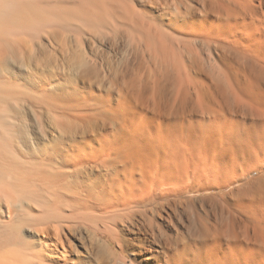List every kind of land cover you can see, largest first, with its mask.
<instances>
[{"label": "bare ground", "instance_id": "6f19581e", "mask_svg": "<svg viewBox=\"0 0 264 264\" xmlns=\"http://www.w3.org/2000/svg\"><path fill=\"white\" fill-rule=\"evenodd\" d=\"M201 17L239 43L218 47L261 87L264 0H0V264H91L93 244L143 264L125 231L153 243L146 264H264L250 259L264 245L248 220L241 234L209 220L233 205L189 198L264 185L259 97L216 60L212 97L190 94L202 65L187 36Z\"/></svg>", "mask_w": 264, "mask_h": 264}, {"label": "rangeland", "instance_id": "374dc122", "mask_svg": "<svg viewBox=\"0 0 264 264\" xmlns=\"http://www.w3.org/2000/svg\"><path fill=\"white\" fill-rule=\"evenodd\" d=\"M206 18V19H205ZM202 22H201V25L200 23H192L191 24V28L188 29V34L189 36H187L188 38H190V41H193L191 44L195 47V49L198 51V55L200 56V61H201V65H202V68H201V71H200V74H197L195 75V81L193 80V86L191 88V96L194 97L195 96V88H199L200 92H201V96L200 97H212L211 95V90H212V87H213V82L210 80V77L208 76L207 72L209 69L213 68L214 66H216L217 64L215 63L214 60H216L217 62H220L221 65H217V66H221L224 68V72L226 73L228 79L231 81V83L233 84L234 88L238 91V92H242V94H245L244 96L245 97H253V94H254V97H259V100L257 101V103H259L258 105L260 106H263L264 107V84L260 85L261 87L258 88V86L254 87V84H252V79H249L251 78L250 76V73L247 74L248 69L246 66L242 65L241 63H239L238 61H235L236 58L233 54V52H231L230 50L228 49H221L220 47L224 44H227L229 45L230 48H232L234 50V48H241L240 45H238L237 43L234 44L235 42H231V41H227L225 39V41L227 42H224V34L221 33V32H214L215 30H210V26H209V18L207 17H201L200 19ZM206 25V26H205ZM195 30V31H194ZM203 32V33H202ZM211 33V34H210ZM215 33V34H214ZM196 34V35H195ZM205 34V35H204ZM208 34V35H207ZM212 35H214L212 37ZM192 36V37H191ZM195 39H194V38ZM200 37L203 39H200ZM211 38V39H209ZM215 38V39H214ZM220 38V39H219ZM223 40H222V39ZM194 39V40H193ZM200 41H198V40ZM207 39V40H206ZM213 39V42L211 41ZM202 40V41H201ZM195 41H198V42H195ZM223 41V42H222ZM201 42V43H200ZM203 42V43H202ZM208 42V44H207ZM217 42V43H216ZM194 43H197V44H194ZM212 43V45H211ZM215 43V44H213ZM219 43V44H218ZM203 44V45H202ZM197 45V46H196ZM210 45V47H209ZM214 45V46H213ZM220 45V47H218ZM212 46V47H211ZM197 47V48H196ZM204 47V48H203ZM208 47V48H207ZM212 48V49H210ZM218 48V49H217ZM215 49V50H214ZM211 52V53H210ZM217 53H219V55H217ZM223 53V54H222ZM226 53V54H225ZM232 55H231V54ZM214 54V55H213ZM225 54V55H224ZM222 55V56H221ZM211 56V57H210ZM224 56V57H223ZM227 56V58H226ZM209 58V59H208ZM216 58V59H214ZM233 58V59H232ZM235 58V59H234ZM206 59V60H205ZM221 59V60H220ZM230 59V60H229ZM226 60H229V61H226ZM210 61V62H209ZM226 61V62H225ZM227 62H229V64H227ZM235 62V63H234ZM237 62V63H236ZM233 63V64H232ZM238 66V67H237ZM242 67V69H241ZM245 67V68H244ZM203 69V70H202ZM226 69V71H225ZM230 69V70H229ZM236 70V71H235ZM243 70V72H242ZM228 71V72H227ZM233 71V72H232ZM240 71L242 73H244V77H243V74L240 73ZM204 72V73H202ZM246 73V74H245ZM204 76H203V75ZM240 74V76H239ZM246 75V76H245ZM234 76V78H233ZM250 76V77H249ZM197 77V78H196ZM239 77V78H238ZM243 77V78H242ZM246 77V78H245ZM237 78V79H236ZM242 78V79H241ZM204 79V81H203ZM245 81H244V80ZM201 80V81H200ZM249 80V81H248ZM200 81V82H199ZM207 81V83H206ZM243 81V82H240ZM248 83V86H246ZM245 84V85H244ZM252 86H250V85ZM243 86L245 87L243 89V87H240V86ZM251 87V88H248V87ZM205 87V88H204ZM254 91H253V89ZM256 88V89H255ZM211 89V90H210ZM247 89V90H246ZM261 91H260V90ZM245 90V91H244ZM252 92L253 94H251L250 92ZM254 92L256 93H259L258 95L255 94ZM248 95H247V94ZM205 94V95H204ZM262 94V95H261ZM204 95V96H203ZM247 95V96H246ZM260 98L263 100H260ZM261 103H260V102ZM259 175V174H258ZM255 178V177H254ZM252 178V179H254ZM260 182H262V184H264V175H261V179H260ZM212 186H215L214 183L211 184ZM251 185V187H250ZM257 185V183H251V180H249L248 182H246V185L245 186H242L241 184H236V185H231L229 187H221V188H218V190H213V191H210L207 195H203V196H196V195H193L192 197H189L190 199L193 200V202L195 203V207L197 209H201L202 211V208L204 210H208L209 208H211L212 206V209L215 207V205H221V204H225V203H228V204H231L233 205V209L236 211L235 213V216H231V217H226V216H221L219 214H216L214 217L215 218H218V219H211L212 216L210 217V221L214 224H216L217 226L219 225H223L231 230H233L235 233L238 232V234H241L242 233V230L244 228H242L238 222H237V218L238 217H242V218H245L246 220L249 221V231L250 232H255L256 234V241H255V244L256 246H260V245H264V202H263V196H264V185L262 186L261 188V191H260V188H258L257 190L258 191H254L255 187ZM239 186V188H238ZM242 186V187H240ZM248 187V188H247ZM253 187V188H252ZM252 188V189H250ZM222 189V190H221ZM233 189V190H232ZM248 189V190H247ZM263 189V191H262ZM233 191V193H231V191ZM236 190V191H235ZM239 190H241L239 192ZM218 191V192H216ZM229 191V193H227ZM246 191V192H245ZM251 191V192H250ZM239 192V193H238ZM252 193L254 192L253 196L251 197V195H246L248 193ZM263 192V193H262ZM237 193V195L235 194ZM245 193V194H244ZM249 193V194H250ZM261 193V194H259ZM259 197H258V195ZM222 195V196H221ZM227 195V196H225ZM256 195V196H255ZM262 195V196H261ZM214 196V197H213ZM216 196V197H215ZM220 196V197H219ZM202 197L203 198H207V200H202ZM218 197V198H217ZM250 198V199H249ZM195 199V201H194ZM217 199L219 200V202L217 201ZM224 199V200H223ZM215 200V201H214ZM229 200V201H227ZM255 200H259V201H256ZM262 200V202H261ZM231 201V202H230ZM235 201H240V202H244L243 204L240 203V205H236L234 204ZM223 202V203H222ZM260 202V203H259ZM204 203V204H203ZM216 203V204H215ZM246 203V204H245ZM250 203V204H249ZM209 204V205H208ZM211 204V205H210ZM259 204V205H257ZM239 206V207H237ZM260 206V207H259ZM200 207V208H199ZM205 207V208H204ZM252 207V208H251ZM256 207V208H255ZM243 208V209H242ZM247 209V210H246ZM254 209V210H252ZM257 210V211H256ZM261 210V211H260ZM245 211H248V212H245ZM252 211V212H251ZM252 214H251V213ZM256 212V213H255ZM260 212V213H259ZM239 214V215H238ZM257 214V216H255ZM260 214V215H258ZM263 214V215H262ZM245 215V216H243ZM252 215V216H251ZM262 215V216H261ZM253 217V218H252ZM257 217L258 220H255ZM260 217V218H259ZM222 218V219H220ZM227 220H225V219ZM232 218V219H231ZM236 218V219H235ZM156 220L160 223L161 220L160 218H156ZM233 220V221H232ZM219 221V222H218ZM224 221V222H223ZM259 221V222H258ZM229 222V223H228ZM221 223V224H220ZM175 224V228H178V229H181V224L178 223L177 221L174 223ZM236 227H235V226ZM256 225V226H255ZM262 225V226H261ZM234 226V227H232ZM240 226V228H239ZM165 229L164 231L168 232V234H175L176 232L174 230H168L167 228H163ZM240 230V231H239ZM261 230V231H260ZM258 231V232H257ZM260 232V233H259ZM263 233V234H262ZM88 234H85L84 236H86V241L83 239L82 241H84V245L86 246H89V242L90 240H88L89 236L87 237ZM124 235H125V245L127 246V248L130 250V255H129V259L131 260H135V261H141L143 264H146L145 262V258L146 256H148L150 254V250L154 247L153 243L149 240H146V239H143L141 236H139V234H131L127 231L124 232ZM123 235V236H124ZM260 235V236H259ZM142 241H141V240ZM71 241V244L72 246L78 251H83V249L80 247V245L82 244V242L80 240H73V237H71L70 239ZM89 241V242H88ZM81 242V243H80ZM257 242V243H256ZM141 243V244H140ZM140 244V245H138ZM91 246V245H90ZM99 247H101V245H97V244H93V252H92V256H91V264H118V259H116L117 257H114L116 256L114 253H112L110 250L108 252H104L102 251L101 249V252H104L103 254L100 252L99 250ZM91 248V247H90ZM95 248V250H94ZM99 250V252H98ZM140 250V251H139ZM95 251V252H94ZM132 251V252H131ZM98 252V253H97ZM82 253V252H80ZM94 253V254H93ZM97 253V254H95ZM94 255V256H93ZM261 255H264V252L262 251H258L256 250V248H253V253L251 254V260L252 261H255V259H257L258 256H261ZM73 258H75L74 255H71ZM94 257V258H93Z\"/></svg>", "mask_w": 264, "mask_h": 264}]
</instances>
